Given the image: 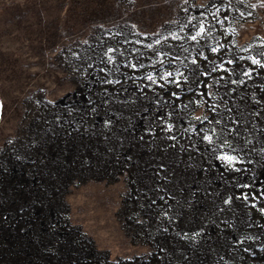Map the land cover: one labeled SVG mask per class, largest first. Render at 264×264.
I'll use <instances>...</instances> for the list:
<instances>
[{
	"label": "rangeland",
	"instance_id": "1",
	"mask_svg": "<svg viewBox=\"0 0 264 264\" xmlns=\"http://www.w3.org/2000/svg\"><path fill=\"white\" fill-rule=\"evenodd\" d=\"M262 3L224 0L227 10L221 6L217 16L227 19L220 25L213 0H0V264H264V68H255L243 86L213 89L233 109L222 107L221 114L240 119L241 137L255 145L243 154L245 163L235 164L246 169L240 172L197 136L178 130L179 139L169 141L154 125L172 107L163 100L177 89L153 85L145 96L125 79L159 70L158 63L149 66L157 56L148 44L179 54L181 71L193 68L198 46L171 35L191 33L181 26L201 12L206 29L215 24L208 42L226 46L219 55L264 59ZM109 47L123 52L113 54L116 64L100 63ZM204 52L209 61L200 59V71L219 63L218 55ZM129 60L146 67L133 73L124 66ZM232 67L239 79L240 69L252 65L243 59ZM99 68L123 83L100 85ZM189 79L193 91L181 93L183 103L200 99L197 83L212 76ZM231 87L236 92L227 95ZM156 93L163 98L159 111ZM189 107L216 119L206 107ZM171 119L187 127L188 114L174 112ZM193 123L199 131L202 125ZM153 126L155 137L145 132ZM244 183L251 187H237ZM245 192L248 201L236 199ZM201 229L194 240L183 238Z\"/></svg>",
	"mask_w": 264,
	"mask_h": 264
},
{
	"label": "snow or ice",
	"instance_id": "2",
	"mask_svg": "<svg viewBox=\"0 0 264 264\" xmlns=\"http://www.w3.org/2000/svg\"><path fill=\"white\" fill-rule=\"evenodd\" d=\"M183 3L187 4L188 0H183ZM213 4L215 6V11L212 12V17L216 21V23L223 25L224 20L227 19V16H225L224 19H220L217 16V13L220 11L221 6H224L227 10V5H224V0H220V5H216L215 0H213ZM228 4H231V0H228ZM262 6H264V3H262ZM184 11L187 12V9H184ZM194 20L197 22L193 23ZM206 20L207 17L205 16L204 12H201L199 18L190 17L188 23L182 25L181 28L183 29L191 26L192 32L189 33L187 36L171 35V39H188L194 42V45L198 46L199 49L197 51V57L204 61H209V57L204 52V49L207 48L208 51L219 56V63L212 61L211 67L208 70L200 71V59L193 57L191 60L193 68L188 69L187 72L181 71V69L177 66V61H181V56L179 54L173 55L171 52H157L153 44H148L145 47L153 50V52L157 56V59L155 61H151L149 66L155 69V65L158 63L160 65L159 70L147 72L141 76H126L125 79H131L133 83H136L139 91L145 96L147 94L144 92V89L148 88L149 90H153V85L160 89H165L166 86H172L177 89L176 91H172L169 94L171 99L163 100L164 104L172 106L170 110H168L165 115L157 116L156 120L154 121V125L158 126L160 128V131L165 134V139L173 142L177 141L179 139V137L176 135V132L178 130L186 134L188 139H191L192 135H195L198 137V140L200 142L207 143L208 150H210L215 155L216 159L223 162L226 167L232 166L231 170L236 172H240L242 170L246 171V169H240L234 166L237 163H245L243 154L251 152L255 145H252V147H248V145L252 144V141H250L247 137H241L238 131V127H236L240 125V119L233 118L232 116H224L221 114L219 109H221L222 107L224 109V112L227 113H232L233 109L228 106L225 97L218 95L217 92L213 91V89L226 87L227 85H245L247 83V80L253 79L255 68H264V59H257L254 56L237 57L236 59H233L231 58V56H229V58L225 59L224 56L219 55L221 51L225 49L226 46L221 44L219 41H217L216 45H212L210 42H208L207 35L211 34V29L215 27V24L208 22L209 27L206 29ZM154 35L159 36V33H156ZM167 39H169V37L165 36L164 40ZM84 43L87 44V41H84ZM136 43H141V41H136ZM154 43L155 45H161L162 41L158 38L155 40ZM183 50L185 52L188 51L187 48H184ZM136 51L139 50L137 49ZM117 52H120V55L123 56V52L119 49L111 47L107 48L100 54V63L108 65L116 64V56L113 54ZM225 54L227 55V53ZM165 58L168 59L166 60ZM243 59H247L252 65V67H242L239 71V79H237L236 69L232 66L236 65L238 61ZM124 66L131 69L133 73L139 72L146 67L143 63H139L138 61L132 60L127 61ZM89 67H94V65L89 64ZM97 71L105 74L104 77L99 78L98 80L99 84L102 86L112 85L113 87H115V85L123 83L118 78H111L110 70L107 68H99L97 69ZM218 71L226 73L227 75L219 77H215L212 75L213 73H216ZM196 73H199V75L204 78L212 76V79L208 83H204L203 80L197 83L196 95H198L200 99H196L194 97L193 100L187 103H183L181 93L187 94L193 91L191 87H186V85L190 84V76H193ZM141 80H145L150 83L141 86L137 83ZM161 81L163 83H161ZM221 81H223V84L221 83ZM200 89H206L207 91H201ZM235 92L236 87H231L228 89L227 95H232ZM103 95L105 97L108 96L107 87H104ZM156 95L158 98L153 101V103L157 106V111H159V105L163 98L159 97V93H156ZM177 101H181V103H176ZM90 103L92 102L90 101ZM104 103H108V100L105 99ZM255 103L260 104L261 101L255 100ZM190 104L195 105L196 107H199L201 109L206 107L207 110L210 111L216 117V119L213 120L206 114L195 115L189 107ZM0 107H2V104H0ZM93 111H95V108H93ZM174 112L188 114V119H186L185 121L187 127L178 126L174 121H172L171 118L173 117ZM254 115L259 116L260 113L257 111L254 113ZM181 118L184 117L182 115L177 116V119ZM193 121L199 122V124L202 125L199 131L197 130L196 124L193 123ZM111 125V120L105 121L106 128H110ZM155 126L146 128L145 132L148 135L155 137ZM140 139L143 140L144 137L141 136ZM241 139H243V144L239 143ZM175 146V143L170 145V147ZM191 147H196V145L193 144L191 145ZM197 151H199L198 148ZM161 168H163L162 165ZM157 175H159V173H157ZM237 187L249 188L251 187V185L244 183L238 184ZM261 196H264V191L261 192ZM251 198L256 199L254 194L251 196ZM161 199H164V197H161ZM232 199L233 198L229 196L224 200V204L230 205L232 203ZM236 199L248 201L250 199V195L249 193L245 192L242 193L240 196H237ZM252 207H255V205L253 204ZM220 211H223V209H220ZM260 211L262 214H264V209H260ZM165 215H167V213H165ZM202 232L203 229L193 233L191 236H189V234L185 232L183 234V238L194 240L197 236H201ZM243 243V239L237 241L238 245ZM244 251H248V249H244Z\"/></svg>",
	"mask_w": 264,
	"mask_h": 264
},
{
	"label": "crops",
	"instance_id": "3",
	"mask_svg": "<svg viewBox=\"0 0 264 264\" xmlns=\"http://www.w3.org/2000/svg\"><path fill=\"white\" fill-rule=\"evenodd\" d=\"M0 104H2L1 97H0ZM2 120H3V110H2V107H0V126L2 124Z\"/></svg>",
	"mask_w": 264,
	"mask_h": 264
},
{
	"label": "bare ground",
	"instance_id": "4",
	"mask_svg": "<svg viewBox=\"0 0 264 264\" xmlns=\"http://www.w3.org/2000/svg\"><path fill=\"white\" fill-rule=\"evenodd\" d=\"M143 36H144V38H148V40L151 38L149 35L148 36L143 35Z\"/></svg>",
	"mask_w": 264,
	"mask_h": 264
}]
</instances>
